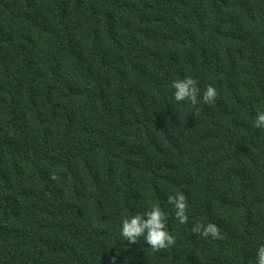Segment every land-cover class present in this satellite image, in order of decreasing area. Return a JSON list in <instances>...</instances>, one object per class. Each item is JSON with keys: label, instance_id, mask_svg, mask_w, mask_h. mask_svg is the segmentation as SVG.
Listing matches in <instances>:
<instances>
[{"label": "trees", "instance_id": "16d2710c", "mask_svg": "<svg viewBox=\"0 0 264 264\" xmlns=\"http://www.w3.org/2000/svg\"><path fill=\"white\" fill-rule=\"evenodd\" d=\"M260 111L264 0H0V264H257ZM154 205L160 251L121 235Z\"/></svg>", "mask_w": 264, "mask_h": 264}, {"label": "clouds", "instance_id": "9594fccd", "mask_svg": "<svg viewBox=\"0 0 264 264\" xmlns=\"http://www.w3.org/2000/svg\"><path fill=\"white\" fill-rule=\"evenodd\" d=\"M172 88L175 89L174 98L177 102L185 100L190 101L193 105L198 103L197 97L200 89L197 86L196 78L186 76L183 79L174 80ZM217 98V91L212 85L207 86L203 93L202 101L204 104L214 103ZM253 127L264 129V111L257 113L253 121ZM168 203L176 209V218L181 224L187 223L188 203L183 194L169 196ZM146 217V218H145ZM166 215L159 205H154L146 213H136L126 217L121 223V235L129 244H136L140 237L156 251L166 249L175 243L174 236L167 230ZM192 232L204 237L211 236L213 239H220L221 233L215 224L208 225L196 224L192 227ZM257 264H264V245L257 250Z\"/></svg>", "mask_w": 264, "mask_h": 264}]
</instances>
